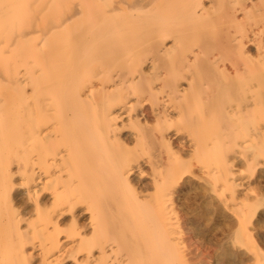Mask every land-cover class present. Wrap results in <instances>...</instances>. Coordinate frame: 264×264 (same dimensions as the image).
<instances>
[{
	"label": "bare ground",
	"instance_id": "6f19581e",
	"mask_svg": "<svg viewBox=\"0 0 264 264\" xmlns=\"http://www.w3.org/2000/svg\"><path fill=\"white\" fill-rule=\"evenodd\" d=\"M96 1L101 0H75L39 44L23 37L0 45V240L29 234L14 204L13 181L22 174L26 196L43 222L30 224L45 247L43 264L63 263L56 252L64 233L67 241L81 236L72 253L86 251L90 258L97 247L101 255L116 254L106 264H211L187 213L174 205L186 171L182 151L197 159L214 153L221 162L239 148L251 152L247 168L260 166L264 0H121L114 8L106 3L94 9ZM72 25L78 37L70 42L64 35ZM124 121L153 169L151 196L132 189L137 171L126 160L129 139L120 138ZM154 123L166 130L179 123L187 131L160 134L149 126ZM248 143L257 146L244 149ZM14 159L22 167L18 172L11 167ZM173 162L179 165L170 167ZM221 164L208 172L221 202L218 211L236 220L242 243L252 246L264 194H240L235 164ZM137 168L139 177L146 173ZM169 200L172 205L163 204ZM82 206L94 235L102 233L106 241L98 238L92 246L83 236L86 226H77ZM69 214L71 224L62 231L60 220Z\"/></svg>",
	"mask_w": 264,
	"mask_h": 264
},
{
	"label": "rangeland",
	"instance_id": "374dc122",
	"mask_svg": "<svg viewBox=\"0 0 264 264\" xmlns=\"http://www.w3.org/2000/svg\"><path fill=\"white\" fill-rule=\"evenodd\" d=\"M120 1L121 0L96 1L93 4V8L101 9L100 7L106 3H108V6L110 4V8H114L115 6H118ZM72 4H75V0H0V45L12 44L14 42L17 43V40H22L23 37V42H34L38 44L40 42H43V39L48 37L51 32L54 31L53 29L59 26L60 20L64 18L63 16L66 15L67 12L72 11L74 7V5ZM44 31H46V34L44 33ZM76 31V27H74L73 25L70 26V28L67 30V34L64 35L65 38H67V41L73 42L77 39L78 36ZM129 35V33H126V35L124 36ZM54 38L52 37L50 40L54 41L56 39L58 42H62L63 40L64 43H67L64 37L59 36L55 39ZM127 49L128 50H126V52L128 51L129 53L133 50L129 48ZM14 55L16 58L17 53H15ZM146 67L149 66H145V68ZM262 74L263 73H261V75ZM2 91L3 86L2 84H0V93ZM123 123L126 124L127 122L124 121L122 122V124ZM126 125L127 128L123 130V132L121 133L122 136L120 137L122 141L129 139L127 140V143L130 145L129 148L131 150V153L130 155H128L129 158L126 160H129L130 165L135 167L137 172V167H141L143 171L146 172L140 177L137 172L132 176V189L136 191L138 190V192H140L143 196H151L154 194L155 186L153 185L152 177L151 174L149 175V173H152L153 169L152 167L146 165V162L148 161L141 154V146H139L137 144V141H135V139L132 137L134 133L133 128H131L128 124ZM149 126L154 130L156 129V132L160 134L161 132H164L169 134L170 136H181L184 134V131H187L183 130L185 129L184 126L179 123L172 125L167 130L166 128H161L160 126L157 128V125H155V123L149 124ZM186 137L188 138L187 140L191 142L194 141L193 137H189L188 135H186ZM254 145L255 146H253V144L250 145L249 143L244 144L243 148L246 149L248 147L253 148L257 146L256 144ZM182 154V158L184 161V169L182 171H184L185 169L186 171L184 174V178L177 187L179 188L180 193L174 195V205L178 206L179 209H182L187 213L189 222L191 221L190 226L194 228V231L197 229L195 232L199 235L198 238H200L202 242L205 243L203 250L206 252V254H210L208 258L210 263L264 264V211L263 213L258 214L255 220H253L252 224V230L255 234L252 244H254L256 247H254V245H252V247L251 245L248 246L247 244H243V236L238 232L239 225L236 220L233 219L229 214L227 215V213H225L224 215L222 211H218V208L222 207L221 202L218 198V195H215L211 191L212 188L210 184H212L213 182L212 180H210L211 178L208 175L209 171L213 169L218 170L219 166L221 167L222 165L224 167V164H221V162L223 163L224 161L225 165L233 162L235 164L233 171L234 173H236V176H238L234 178L237 180V184L240 183L243 185L242 188L237 187L238 192L240 190V194H249L251 195V197H255L258 194H264V155L259 159L260 166L254 170H251L252 168L249 169L245 165V159L249 154H251V152L248 151L244 154V151L240 150L239 148H236L235 151H232V153L228 155L227 160H223L221 162L215 161L217 154L214 153L212 154L211 158L204 156V159L202 158L203 160L201 159L202 155L199 157L200 159H197V157L193 155V153L188 149L182 151ZM135 155L137 156L135 157ZM175 164H177V166L179 165V163H169L170 167L172 168H174ZM11 167L14 172H18V170L22 168L17 159H14V161L11 163ZM260 168L263 170L261 171ZM16 177L13 181L15 190L17 192L14 193V204L17 205L16 208L20 214V217L24 220V223H22L21 225L22 231L29 232V234L25 236L24 239L20 238L19 236L13 235L4 237L0 240L2 244V249L0 251V264H16L15 262L20 264L19 262H21V260L23 259H25V264H43L42 261L44 258L45 247L38 238H35L33 236V225H30L34 221H36V223L39 225H42L43 222L42 219L39 218L36 213H34L33 204L28 200V197L26 196L23 185L25 184V177L22 174H17ZM159 178H164L165 183L163 185L168 186V178L166 179L163 174L159 175ZM43 181L46 182V180ZM47 183L48 182H46V187ZM234 184H236L235 181ZM79 193L82 194V189L79 190ZM46 197H48L46 201L50 199V196L47 194ZM165 203L167 206H170V204L172 205L171 200L164 202L163 204ZM84 207L87 209L86 206H82V208L79 209L80 213L77 214V226L84 228L86 226L85 230L82 229L83 233L85 234H83V236L86 237V240H88L90 244H92V246H96L98 244V238H100V242H104L106 241V239L103 237L102 233H100L99 236L94 235L93 230H91L88 225L89 213ZM69 215H67L64 220H60L62 231L68 229L71 224L70 220L72 216ZM229 216L231 219H229ZM230 220L233 221L230 222ZM82 230L80 229L81 232ZM50 232H52V230H50ZM67 236L68 235L66 233L62 234L61 239L65 243H62L61 250L56 252L58 253V255H61L60 259L61 262H63L62 264H80L81 261L86 263L87 259L90 262H93V264H106L107 260L111 262L116 260V254L108 251L107 253L109 256H106V254L101 255L100 250L97 247L94 248L93 253L90 256L91 259L87 258L88 255L86 251L83 253H72V249L74 251L75 247L79 244L81 236H79L78 234L74 235V237L68 241ZM45 237L47 238V246L49 238L46 235ZM17 250L20 251L18 255L15 254V251Z\"/></svg>",
	"mask_w": 264,
	"mask_h": 264
},
{
	"label": "crops",
	"instance_id": "0c3cea01",
	"mask_svg": "<svg viewBox=\"0 0 264 264\" xmlns=\"http://www.w3.org/2000/svg\"><path fill=\"white\" fill-rule=\"evenodd\" d=\"M54 30V29H53ZM53 32V31H52ZM44 33L46 34V31H44Z\"/></svg>",
	"mask_w": 264,
	"mask_h": 264
}]
</instances>
